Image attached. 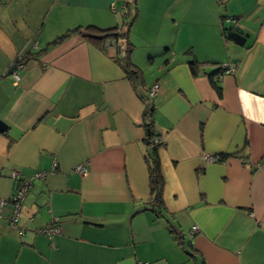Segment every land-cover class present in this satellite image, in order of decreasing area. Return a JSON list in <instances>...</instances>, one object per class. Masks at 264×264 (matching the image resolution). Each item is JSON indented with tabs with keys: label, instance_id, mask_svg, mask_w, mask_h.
<instances>
[{
	"label": "crops",
	"instance_id": "obj_1",
	"mask_svg": "<svg viewBox=\"0 0 264 264\" xmlns=\"http://www.w3.org/2000/svg\"><path fill=\"white\" fill-rule=\"evenodd\" d=\"M129 21L139 89L114 44L73 31ZM153 84L160 207L142 119ZM0 120V264H264V0H0ZM14 172L31 181L11 223Z\"/></svg>",
	"mask_w": 264,
	"mask_h": 264
},
{
	"label": "trees",
	"instance_id": "obj_2",
	"mask_svg": "<svg viewBox=\"0 0 264 264\" xmlns=\"http://www.w3.org/2000/svg\"><path fill=\"white\" fill-rule=\"evenodd\" d=\"M131 21V20H130ZM129 22H125V27L121 28H114V29H107L104 31L96 30L97 34H90L86 30H80L76 29L73 31L78 32L79 34L86 36L90 39H92L95 42H98L100 46H103L104 48L109 47H116L117 53L115 54L114 58L115 61L119 64V66L123 69L124 74L126 78L132 83V85L139 89L141 87H144L142 82V74L139 68L131 61L130 59V52L132 48V44L129 41L128 37V29H129ZM66 33L64 34V36ZM64 36L60 37L62 39ZM59 39V40H60ZM56 40L55 42L59 41ZM101 43V44H100ZM114 44V45H113ZM23 62L24 59L22 58ZM204 65V63H200L195 59H191L188 62V66L193 74H197L198 67ZM227 66L220 65L219 71L216 75L217 78L213 79V75L211 77L212 79V85L215 88L216 92L220 93V87L218 85V79L219 76L223 73L224 69ZM150 89L146 88L145 95H141V97L144 99V109L142 114L143 119V125L146 129V141L150 145V154L149 157L151 159L149 163V173H150V195H151V201L150 203L152 205L161 206L162 205V199H161V189H162V177L159 173V163H158V153L157 150L161 145L163 144H154V140L159 138L160 136L157 135L153 128H152V118L154 113V105L149 101V97L147 96V91ZM220 159H223L222 156H220ZM175 238L178 239L179 235L173 231Z\"/></svg>",
	"mask_w": 264,
	"mask_h": 264
},
{
	"label": "built area",
	"instance_id": "obj_3",
	"mask_svg": "<svg viewBox=\"0 0 264 264\" xmlns=\"http://www.w3.org/2000/svg\"><path fill=\"white\" fill-rule=\"evenodd\" d=\"M232 20L234 21L235 19H226V21ZM13 69L11 70V76L14 79L15 82L18 81L19 79V71H21L24 68V62L21 59L20 56H18L13 63ZM230 70H232L231 67L227 66L223 72L227 73ZM217 77L214 76L213 79H216ZM158 88V84H153L150 89L147 91V96L149 98L153 97L154 93L156 92ZM163 140L161 137L157 138L156 140H154V144H162ZM203 158L207 161V162H215V161H220V156L218 155H203ZM77 171L80 174H84L85 173V169L82 165H78L76 166ZM46 175V173L44 172H40V173H36L34 174L35 178H43ZM13 177L19 179V183L16 185L14 192L12 193L11 197L9 198V202L12 204V213L10 215V221L11 223H15L18 220V216H19V209H20V205L22 202V199L24 197V195L26 194V192L28 191L29 185H30V181L29 179H24L22 177H20V174L18 172H14L13 173ZM5 202L3 200H0V206L3 205ZM192 230H196V226L192 227ZM42 234H45L47 236H53L56 233H58V228L54 225L52 226H47L44 229L41 230Z\"/></svg>",
	"mask_w": 264,
	"mask_h": 264
},
{
	"label": "water",
	"instance_id": "obj_4",
	"mask_svg": "<svg viewBox=\"0 0 264 264\" xmlns=\"http://www.w3.org/2000/svg\"><path fill=\"white\" fill-rule=\"evenodd\" d=\"M226 31H227L226 32V37L229 40H232V41H234L237 44H243L244 40L247 37V34H244L243 30L239 26L234 25V24L230 25V26H227L226 27ZM13 67H12V69H13ZM11 70H10V72H11ZM5 128H6V125L0 120V131H3Z\"/></svg>",
	"mask_w": 264,
	"mask_h": 264
}]
</instances>
